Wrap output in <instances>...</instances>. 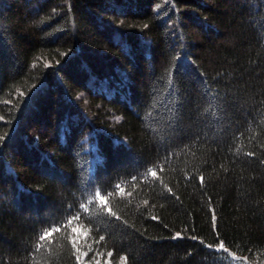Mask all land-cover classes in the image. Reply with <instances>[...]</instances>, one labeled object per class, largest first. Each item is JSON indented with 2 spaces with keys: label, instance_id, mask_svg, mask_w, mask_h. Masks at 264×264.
<instances>
[{
  "label": "trees",
  "instance_id": "trees-1",
  "mask_svg": "<svg viewBox=\"0 0 264 264\" xmlns=\"http://www.w3.org/2000/svg\"><path fill=\"white\" fill-rule=\"evenodd\" d=\"M0 264H264V0H0Z\"/></svg>",
  "mask_w": 264,
  "mask_h": 264
},
{
  "label": "snow or ice",
  "instance_id": "snow-or-ice-1",
  "mask_svg": "<svg viewBox=\"0 0 264 264\" xmlns=\"http://www.w3.org/2000/svg\"><path fill=\"white\" fill-rule=\"evenodd\" d=\"M152 175H155V172H153Z\"/></svg>",
  "mask_w": 264,
  "mask_h": 264
}]
</instances>
